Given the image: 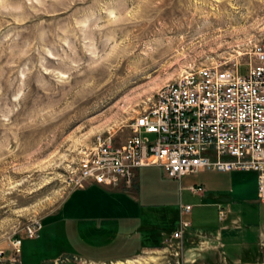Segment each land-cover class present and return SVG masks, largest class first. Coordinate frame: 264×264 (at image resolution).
Listing matches in <instances>:
<instances>
[{
	"label": "rangeland",
	"instance_id": "1",
	"mask_svg": "<svg viewBox=\"0 0 264 264\" xmlns=\"http://www.w3.org/2000/svg\"><path fill=\"white\" fill-rule=\"evenodd\" d=\"M254 41L264 42V0H0V250L13 253L20 239L22 264H116L119 233L172 220L180 202L193 206L194 228L207 231L218 216L210 194L243 223L264 224L252 170H232L226 182L216 170L179 181L159 166L140 167L136 191L109 188L84 213L64 203L90 185L70 180L83 149L126 136L132 118L185 70L244 63ZM195 184L204 196L188 189ZM69 206L79 214L69 216ZM236 248L226 242L229 259L242 258ZM133 258L176 264L160 249ZM219 262L209 252L184 264Z\"/></svg>",
	"mask_w": 264,
	"mask_h": 264
},
{
	"label": "built area",
	"instance_id": "2",
	"mask_svg": "<svg viewBox=\"0 0 264 264\" xmlns=\"http://www.w3.org/2000/svg\"><path fill=\"white\" fill-rule=\"evenodd\" d=\"M249 55L244 63H201L179 74L173 87L132 118L126 136L118 139L116 132L111 133L80 152L69 173L73 185L130 190L143 166H159L178 180L202 169L252 170L258 201L264 203V42L254 41ZM190 211V204L179 205V223L160 249L176 264L193 263L203 250L216 248L202 234L197 240H185L190 227L185 216ZM218 212L224 217V207ZM40 228L41 224L35 226L31 234L37 235ZM258 246V260L235 264H264V236ZM20 247L17 239L12 242L13 253L0 250V264H22ZM68 260L59 257L54 264Z\"/></svg>",
	"mask_w": 264,
	"mask_h": 264
},
{
	"label": "crops",
	"instance_id": "3",
	"mask_svg": "<svg viewBox=\"0 0 264 264\" xmlns=\"http://www.w3.org/2000/svg\"><path fill=\"white\" fill-rule=\"evenodd\" d=\"M148 167V166H143ZM200 171H214V170H206L202 169ZM232 171V170H231ZM196 172V173H198ZM230 171H221V172H212L215 173V176L217 177V180L225 181L228 180V177L231 178V174H228ZM183 175L179 181L188 175ZM166 175V174H165ZM167 176V175H166ZM168 177V176H167ZM170 178V177H169ZM173 179V178H171ZM208 179V178H207ZM178 180V179H174ZM205 183V182H204ZM229 184V190L233 189V182L228 181ZM236 184V183H235ZM209 185V184H208ZM196 186L200 187V190L193 192L190 187ZM88 187H91L92 190L88 191ZM211 189H214L212 191L220 190V187L218 186H210ZM138 188V172H137V184L135 188L126 190V191H136ZM109 189L107 187L98 185V184H90L89 186L85 188H75L69 192L67 197L65 198L64 203H69L71 201L75 204V206H85V209H81V212L84 213L85 210H88L90 207H93L94 205H99V200L96 198L97 196H100L101 194H104L105 191ZM188 189L197 195L204 196V191L206 188H204L203 184L201 185H190ZM116 190H123V189H116ZM93 191V193H92ZM86 192V193H85ZM130 195H136L137 193L134 192ZM237 195L243 196V188L240 186L238 189ZM94 194V195H92ZM76 197L77 199L73 198ZM96 198V199H95ZM209 198L212 199L210 204L217 205V221L214 219L210 220V222L207 223V231H201L194 228V225L189 218V214L185 216L186 219L190 221V227L185 230L184 238L186 241L190 239L197 240L199 237H197L198 234H202L207 239L211 240V242L215 243L216 248L215 249H208L203 250L199 253V256L203 253L207 254L209 252H212L217 255L218 261L224 260L226 264H235L239 262H253L260 258L261 252L258 246V241L261 236H264V224H257V221H255V224L252 223H243V220L241 216H238L236 214H233L230 212V209L228 207L227 203L223 202V198L221 195H209ZM75 200V201H74ZM222 200V201H221ZM64 203L61 204L59 209L52 215L48 217L56 216L58 211L60 209L64 208ZM181 202L179 203V205ZM188 204V203H187ZM191 205V204H190ZM74 206V207H75ZM71 207H68V213L69 216L79 214L78 209ZM191 205V210H192ZM219 207H224L225 215L224 217H219ZM83 208V207H82ZM180 220V213H179V206H178V215H176L172 220H164V218L161 216V219L159 222H147L145 225L140 227H134L130 231H122V233H119L120 241L116 244V246L122 250L118 251L117 254H120L114 261H126L130 258H133L135 256H138L139 254L143 252H151L156 253L159 252V249H161L165 241L169 238L171 235V232L177 227ZM163 222V224H160ZM255 227V228H254ZM140 229L145 230L141 233ZM126 232V233H125ZM218 239V240H217ZM220 242L219 244L217 242ZM231 242L233 245H235L238 250V253L241 257H236L235 259H229L227 252L225 250L226 242ZM253 248L256 250L253 252ZM122 256V257H120ZM123 258V259H122ZM220 264V262H219Z\"/></svg>",
	"mask_w": 264,
	"mask_h": 264
},
{
	"label": "bare ground",
	"instance_id": "4",
	"mask_svg": "<svg viewBox=\"0 0 264 264\" xmlns=\"http://www.w3.org/2000/svg\"><path fill=\"white\" fill-rule=\"evenodd\" d=\"M178 80H179V77L176 80H174L173 82L167 83V84L163 85L162 87H160L158 89L156 95L160 94L163 91H167L168 89L173 87L178 82ZM140 263H141V259H139V258H133V259H129V260H126V261H117L116 262V264H140Z\"/></svg>",
	"mask_w": 264,
	"mask_h": 264
},
{
	"label": "trees",
	"instance_id": "5",
	"mask_svg": "<svg viewBox=\"0 0 264 264\" xmlns=\"http://www.w3.org/2000/svg\"><path fill=\"white\" fill-rule=\"evenodd\" d=\"M64 264H75V263L69 262V263H64Z\"/></svg>",
	"mask_w": 264,
	"mask_h": 264
}]
</instances>
